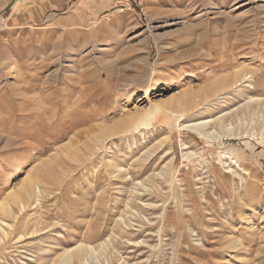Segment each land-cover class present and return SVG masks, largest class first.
Here are the masks:
<instances>
[{
	"label": "rangeland",
	"instance_id": "374dc122",
	"mask_svg": "<svg viewBox=\"0 0 264 264\" xmlns=\"http://www.w3.org/2000/svg\"><path fill=\"white\" fill-rule=\"evenodd\" d=\"M14 1L0 0V264H51L80 241L88 264H264V120L214 140L159 107L122 124L187 90L211 100L181 122L264 101V0Z\"/></svg>",
	"mask_w": 264,
	"mask_h": 264
},
{
	"label": "bare ground",
	"instance_id": "6f19581e",
	"mask_svg": "<svg viewBox=\"0 0 264 264\" xmlns=\"http://www.w3.org/2000/svg\"><path fill=\"white\" fill-rule=\"evenodd\" d=\"M20 1L21 0H15L13 7L15 8L17 6V3ZM220 82H222V80L218 81V82L216 81L215 84L212 85V89H216L217 85ZM156 87H157V84H155V83L152 86H149L147 89H145V95H147L150 88H156ZM201 94H203L201 90L200 91L187 90V91L183 92L182 94H178V96L171 97V99L168 101L167 104H158V103H154L150 100V103H149L150 106L148 109H146L144 107L141 110L126 114L125 116L123 115L124 116L123 121H122V119L120 121H122V124L126 125L128 128H130V127L136 128V125H139L141 127L142 126L145 127V125L147 123L146 121L148 118V116H147L148 111H150L149 113H151V115H153L155 112V109H157L156 107H159L163 112H166V113L174 116L176 121H177L176 123L180 122L177 124L178 125L177 127L179 129L187 127V128L192 129L193 131L197 132V134H199L200 136H202L203 138H205L207 140H214L223 134H226V135L231 134L234 131L232 129V127H234L236 125L237 126L238 125L239 126L245 125L247 127L250 124L253 125L256 119L257 120L258 119L264 120V105H263L264 101L262 99H254V100H250V101L246 102L244 105L236 108V110L232 114L224 113L222 115L217 116L216 118H208V119L206 118V119H198V120H192V121H187V122H181L182 112H185L190 108L195 109L196 107H198L200 105H201L200 107H202V106H204V104H208V102H210L211 99H206L205 101H202L201 97L203 95H201ZM114 126H116V125H114ZM113 127L105 129V131L103 133L104 137L109 136L112 133L111 131L114 129ZM246 127H244V128H246ZM100 136L102 137V135H100ZM163 138H165V139L168 138V135L164 136ZM162 143H163V141H160L159 145H162ZM187 145L185 143L182 144V155H183V157L184 158L197 157L196 154H198V153H193L190 150L189 151L186 150L188 148ZM169 163L171 164V161ZM24 182H25V180H24ZM28 184H29V182H28ZM31 185H32V181L30 182L29 186H31ZM35 185L36 184H34V187H35ZM35 188L37 189L36 191H38V192L40 191L38 186H36ZM29 189L33 192V190L31 188H29ZM15 201H18V200H15ZM18 203H20V202H18ZM15 204H17V203H15ZM2 208L5 210V212L12 209L11 205H8V204L7 205L4 204ZM3 224H5V222L2 219H0V228L1 229H2ZM21 235L23 236L24 234H21ZM106 240L102 241L99 244V247L101 249H103V248L105 249L107 247L109 240H107V241ZM0 242H1V236H0ZM96 253H97V251L93 245H91L89 243H85L84 241H80L75 246H73L72 248L64 250L56 258V260H54L51 264H72V262L76 261V260L79 262H82L84 264H88L90 261H92V259H93L92 257H94V255H96Z\"/></svg>",
	"mask_w": 264,
	"mask_h": 264
},
{
	"label": "crops",
	"instance_id": "0c3cea01",
	"mask_svg": "<svg viewBox=\"0 0 264 264\" xmlns=\"http://www.w3.org/2000/svg\"><path fill=\"white\" fill-rule=\"evenodd\" d=\"M60 1V0H59ZM63 2V0H61ZM64 4V3H63Z\"/></svg>",
	"mask_w": 264,
	"mask_h": 264
}]
</instances>
